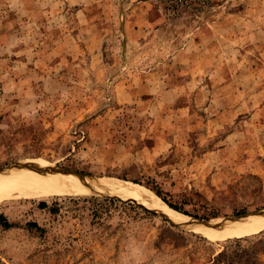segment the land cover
I'll use <instances>...</instances> for the list:
<instances>
[{
  "label": "rangeland",
  "instance_id": "rangeland-1",
  "mask_svg": "<svg viewBox=\"0 0 264 264\" xmlns=\"http://www.w3.org/2000/svg\"><path fill=\"white\" fill-rule=\"evenodd\" d=\"M168 5L0 0V173L40 160L222 225L264 210V0ZM181 47L206 61V99L170 92ZM219 140L228 163L206 160ZM111 197L1 203L0 264H264V227L205 235Z\"/></svg>",
  "mask_w": 264,
  "mask_h": 264
},
{
  "label": "bare ground",
  "instance_id": "bare-ground-1",
  "mask_svg": "<svg viewBox=\"0 0 264 264\" xmlns=\"http://www.w3.org/2000/svg\"><path fill=\"white\" fill-rule=\"evenodd\" d=\"M112 196L153 209L178 227L205 235H242L264 227V210L235 218L231 223H199L171 208L161 199L150 198L141 188L111 178L90 176L63 170L53 164L32 160L0 173V204L24 198Z\"/></svg>",
  "mask_w": 264,
  "mask_h": 264
},
{
  "label": "crops",
  "instance_id": "crops-1",
  "mask_svg": "<svg viewBox=\"0 0 264 264\" xmlns=\"http://www.w3.org/2000/svg\"><path fill=\"white\" fill-rule=\"evenodd\" d=\"M184 55H188L190 57H185ZM176 63L187 64V66L179 65L178 67H176V72L174 74H170L169 80H171V82L173 83L170 92H172V96H175L176 98L174 99L175 102L180 103L178 102L179 99H186L190 95H193L196 101H201L202 99H206V61L204 60L198 61L197 58H194V54L191 55V53H186V51H184V47L183 48L181 47L178 49V59ZM199 72L201 75H199ZM147 89H149V87L145 88L144 90ZM141 90L136 92L139 95L138 99L140 103L147 101L149 102L154 101L153 100L154 98L151 99V98L141 97L144 94H153L151 91H141ZM236 91L238 93V95L235 96L236 98H239L241 92L244 93V90L239 91L236 89ZM156 101L157 100H155L153 104H155ZM238 103L239 101H237L235 107H237ZM204 106L206 107V102L204 103ZM242 108H243V104H242ZM190 109H192V107L186 104L184 105L181 104L177 107L176 112L178 114V121L181 124L188 123L189 119H184L182 115L184 113L189 112ZM241 110L242 109L238 110V108H236L235 111L242 112ZM223 112L225 113L226 110L223 109ZM228 112L230 113L231 111ZM232 145H230V143L228 144L223 143L222 141L219 140V142H217L214 145V147L208 152V154H206V160L207 161L209 160V162L212 163H219V164L228 163V159L225 155L228 152H230L231 149L229 147L230 146L233 147ZM225 159L227 160L225 161Z\"/></svg>",
  "mask_w": 264,
  "mask_h": 264
},
{
  "label": "trees",
  "instance_id": "trees-1",
  "mask_svg": "<svg viewBox=\"0 0 264 264\" xmlns=\"http://www.w3.org/2000/svg\"><path fill=\"white\" fill-rule=\"evenodd\" d=\"M166 1H168V3H169V7H165L163 10H164V12H167V11H174V9H176V6H175V0H166ZM137 185H139V184H137ZM140 186V185H139ZM151 191L152 192H154L169 208H171V209H173V210H175V211H177V212H179V213H182V214H184V215H188V213H186L185 211H183L181 208H179V207H177V205H173V204H171V203H169L166 199H165V197H162L161 196V194L159 193V191L157 190H155V189H151ZM105 200H107V199H105ZM110 202H114L113 200H110ZM46 207V204L45 203H43V202H41L40 204H39V208L40 209H44ZM247 215V214H246ZM245 216V215H244ZM239 218V217H238ZM0 220H2V217L0 216ZM30 227H35V225L34 224H30L29 225Z\"/></svg>",
  "mask_w": 264,
  "mask_h": 264
},
{
  "label": "water",
  "instance_id": "water-1",
  "mask_svg": "<svg viewBox=\"0 0 264 264\" xmlns=\"http://www.w3.org/2000/svg\"><path fill=\"white\" fill-rule=\"evenodd\" d=\"M112 198V197H111ZM114 199H116V198H114ZM116 200H118V199H116ZM121 201V200H120ZM152 212V211H151ZM259 212H262V211H259ZM257 213V212H256ZM161 217V216H160ZM162 218V217H161ZM196 221V220H195ZM213 220H211V221H207V222H201V221H198L199 223H204V224H206V223H210V222H212ZM169 223V222H168ZM171 224V223H170ZM173 225V224H172Z\"/></svg>",
  "mask_w": 264,
  "mask_h": 264
}]
</instances>
